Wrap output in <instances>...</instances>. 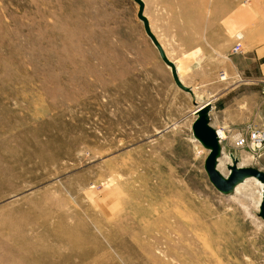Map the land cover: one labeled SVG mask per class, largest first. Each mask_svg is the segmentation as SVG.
<instances>
[{
  "label": "rangeland",
  "instance_id": "obj_1",
  "mask_svg": "<svg viewBox=\"0 0 264 264\" xmlns=\"http://www.w3.org/2000/svg\"><path fill=\"white\" fill-rule=\"evenodd\" d=\"M227 1L264 42V0ZM138 9L0 0V264H264L262 184L211 183Z\"/></svg>",
  "mask_w": 264,
  "mask_h": 264
},
{
  "label": "crops",
  "instance_id": "obj_2",
  "mask_svg": "<svg viewBox=\"0 0 264 264\" xmlns=\"http://www.w3.org/2000/svg\"><path fill=\"white\" fill-rule=\"evenodd\" d=\"M142 2L151 30L177 77L191 90L185 92L191 98L192 113L197 105L210 103V125L220 134L221 154L233 155L238 162L249 159L245 149H250L236 146L235 139L264 124L260 101L264 42H256L248 10L240 2L229 5L227 0ZM157 11L167 12L164 20L156 21L154 13H149ZM237 43L241 49L233 53ZM167 67L166 73L175 81ZM255 154L260 160L257 168L264 171V149Z\"/></svg>",
  "mask_w": 264,
  "mask_h": 264
},
{
  "label": "water",
  "instance_id": "obj_3",
  "mask_svg": "<svg viewBox=\"0 0 264 264\" xmlns=\"http://www.w3.org/2000/svg\"><path fill=\"white\" fill-rule=\"evenodd\" d=\"M135 1L139 5L138 17L143 22L146 33L159 50L161 57L167 65L171 67L175 82L181 89L191 92V90L184 86L177 77L173 63L168 59L163 47L152 32L148 18L144 13L142 0ZM210 109L211 105L208 102L197 105L196 118L192 123L194 137L209 151L204 164L208 177L216 189L224 194L232 193L239 184L249 178L258 180L263 185L259 216L264 219V171L254 166H240L237 158L231 155V163L227 164L229 173L225 175L221 172L218 168L219 159L221 157L220 136L218 131L210 125Z\"/></svg>",
  "mask_w": 264,
  "mask_h": 264
},
{
  "label": "built area",
  "instance_id": "obj_4",
  "mask_svg": "<svg viewBox=\"0 0 264 264\" xmlns=\"http://www.w3.org/2000/svg\"><path fill=\"white\" fill-rule=\"evenodd\" d=\"M241 49L240 43H237L233 48L232 52L237 53ZM222 77H225L222 74ZM262 84V95L264 102V77L261 79ZM235 145L238 147H246L255 153H258L264 149V124L258 128H252L247 133L239 135L235 139Z\"/></svg>",
  "mask_w": 264,
  "mask_h": 264
},
{
  "label": "bare ground",
  "instance_id": "obj_5",
  "mask_svg": "<svg viewBox=\"0 0 264 264\" xmlns=\"http://www.w3.org/2000/svg\"><path fill=\"white\" fill-rule=\"evenodd\" d=\"M211 105V104H210ZM197 109V108H196ZM195 109V111H194V113L196 114V112H197V110ZM251 128V127H250ZM219 133V132H218ZM219 136H220V134H219ZM258 181V180H257ZM259 182V181H258ZM260 183V182H259ZM262 184V183H261ZM262 187H263V185H262Z\"/></svg>",
  "mask_w": 264,
  "mask_h": 264
}]
</instances>
